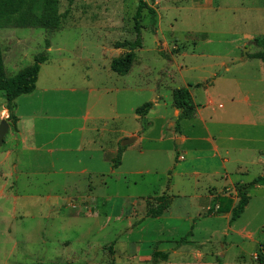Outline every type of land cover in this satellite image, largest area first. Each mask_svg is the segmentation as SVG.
<instances>
[{"label":"rangeland","instance_id":"374dc122","mask_svg":"<svg viewBox=\"0 0 264 264\" xmlns=\"http://www.w3.org/2000/svg\"><path fill=\"white\" fill-rule=\"evenodd\" d=\"M146 2L157 23L145 10L126 76L111 62L128 52L117 43L136 39L138 0H75L56 32L0 30L9 77L50 42L35 91L16 100L20 126L9 125L0 147V264H153L155 251L169 253L158 264H261L264 186L232 225L205 214L218 195L237 200L238 185L264 176V62L253 58L264 0ZM188 85L209 118L184 119L176 133L172 93ZM149 102L152 127L135 112ZM8 117L0 92V124ZM143 128L114 168L120 138ZM162 195L168 217H148Z\"/></svg>","mask_w":264,"mask_h":264},{"label":"trees","instance_id":"16d2710c","mask_svg":"<svg viewBox=\"0 0 264 264\" xmlns=\"http://www.w3.org/2000/svg\"><path fill=\"white\" fill-rule=\"evenodd\" d=\"M68 8L61 13V0H0V30L1 29H42L48 32H56L60 30L62 21L69 15L70 7L75 0H65ZM147 10L151 18L152 26H156L157 12L149 7L146 0H138V6L134 15V30L136 39L134 41H125L117 43V48H126L128 52L115 58L111 62V70L119 76H126L131 71L133 63L136 59V52L143 47L142 29L144 11ZM255 46L261 49L253 58L260 59L264 62V37L256 38L253 42ZM50 42L46 40L45 50L34 57L33 63L20 70L16 75L9 77L4 66V54L0 43V92L4 93L6 101V110L8 112L7 122L13 127H17L18 117L16 111V100L22 95L32 94L37 86L39 74L43 64L49 60L48 50ZM189 87L175 89L172 93L173 105L181 111L177 120V128L179 123L184 119H192L196 114V106L193 102ZM154 103H145L136 109V114L142 119L145 118L153 109ZM125 147L119 146L117 158L114 167H118L121 156ZM264 186V176L256 178L249 185H238L237 200L233 195H218L214 201V207L210 208L205 216H219L230 213V223L236 222L245 212L250 202L249 192L252 188ZM157 205L147 211V216L159 218L163 216L171 206L168 196L162 195L157 198ZM191 234V232H189ZM192 244L191 242H184ZM259 260L264 264V253L260 252ZM153 264H158L159 260L167 261L169 253L155 251L153 253ZM114 264V263H112Z\"/></svg>","mask_w":264,"mask_h":264},{"label":"crops","instance_id":"0c3cea01","mask_svg":"<svg viewBox=\"0 0 264 264\" xmlns=\"http://www.w3.org/2000/svg\"><path fill=\"white\" fill-rule=\"evenodd\" d=\"M212 86V85H211ZM188 87H189V85H188ZM208 89H210L209 87H208ZM206 90V91H208V94H209V90ZM191 96H192V99H193V102H194V95L192 94V92H191ZM214 99L212 98V96L211 95H209V97L207 98V107H210V106H212V105H214ZM157 103L156 102H154V107H153V109L151 110V111H153L154 109H155V105H156ZM194 104H195V106H196V114H195V118L197 119V120H199L200 122H201V124H205V122L208 120V118H209V116L207 115V113H206V115H205V110H206V108H199L198 106H197V104H196V102H194ZM221 107V106H220ZM150 111V112H151ZM150 112H149V114L145 117V118H142L141 120L143 121V120H145V119H147V120H150V124H149V126L150 127H152V125H154V123H153V119H151V117H149V115H150ZM180 114H181V111L179 110V109H177V108H174V110H173V117L174 118H176L177 120H178V118H179V116H180ZM137 115V114H136ZM138 116V115H137ZM139 117V116H138ZM140 118V117H139ZM194 118V119H195ZM155 119H158V120H160V121H163L164 122V119L163 118H161L160 117V119L156 116L155 117ZM167 120H169L168 118H166V121ZM182 121V120H181ZM19 123H21L20 122V119H19V121H18V125H19ZM20 126V125H19ZM168 126L170 127V128H174V132H176L177 133V131H179L180 129V123H179V127L177 128V123H176V128H175V123H172V122H168ZM150 129V128H149ZM179 129V130H178ZM144 131V132H143ZM143 131L141 130L140 132H139V130H136L135 132H130L129 134H127L126 136H124V138H120V140L121 139H123V140H125V139H128V138H132V137H136V141L134 142V143H136V142H139L140 140H142V139H144V137H143V135L145 134V133H147V131H148V129L146 130V129H144L143 128ZM143 133L142 134V136H140L139 135V133ZM17 134H18V136L21 138V141L20 142H23V134H22V132H21V129H19L18 128V132H17ZM176 135V134H175ZM19 137H17L16 136V138H15V142L17 141V140H19ZM177 141H178V143H179V145L180 144H186L187 142H188V140H189V138L185 135V134H179V136H178V138L176 137L175 138ZM19 142V143H20ZM133 143V144H134ZM133 144H131V145H133ZM119 146H122L121 144H119ZM129 146V145H128ZM123 147V146H122ZM127 146H125V148H126ZM100 152H103V153H105L106 151H108V150H112L113 151V154H115L116 153V150L117 149H114V148H110V149H107V148H105L104 146H102V147H100ZM118 151H119V149H118ZM218 152V148L215 146V153H217ZM118 154V153H117ZM111 157H108V158H106L105 156H103V161L105 162V163H108V164H110V163H112V160L114 159V158H111ZM184 160V156H180L179 157V161H183ZM121 165H122V163H120V165H119V167H121ZM113 167H114V165H113ZM115 168V167H114ZM172 186V185H171ZM171 186L169 185V189H168V191H170V189H171ZM259 187V186H258ZM171 193L173 194L174 193V191H171ZM176 193H179V190H177L176 191ZM171 194V195H172ZM174 195V194H173ZM234 196V195H233ZM234 199L236 200V197L234 196ZM91 200H94L92 197H91ZM79 202H81V203H84V204H86L87 202H91V201H85V198H83V197H81L79 200H78ZM215 201V200H214ZM95 203L97 204V199H95ZM250 203V202H249ZM69 204H71V202L69 203ZM171 205H172V203H171ZM248 207V206H247ZM170 208H171V206H170ZM169 208V209H170ZM210 208H215V207H210ZM209 208V209H210ZM169 209H168V211H169ZM208 209V210H209ZM247 209V208H246ZM167 211V212H168ZM166 212V213H167ZM245 213V212H244ZM243 213V214H244ZM166 215V217H168V215L167 214H165ZM225 217H227V218H229L230 217V213H228V214H223ZM161 217H163V216H161ZM161 217H159V218H161ZM231 225L233 224V223H230ZM128 228H131L132 226H133V224H132V222H131V220H129V223H128ZM189 233V232H188ZM250 236V235H249ZM69 242H67V244H68ZM253 257V256H252Z\"/></svg>","mask_w":264,"mask_h":264},{"label":"water","instance_id":"95a60500","mask_svg":"<svg viewBox=\"0 0 264 264\" xmlns=\"http://www.w3.org/2000/svg\"><path fill=\"white\" fill-rule=\"evenodd\" d=\"M9 131V124L6 120H2L0 124V147L4 143V139ZM136 141V137L125 139L121 142L123 147L133 144Z\"/></svg>","mask_w":264,"mask_h":264}]
</instances>
